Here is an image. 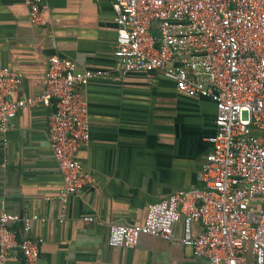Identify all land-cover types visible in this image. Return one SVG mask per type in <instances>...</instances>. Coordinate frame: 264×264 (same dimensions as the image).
<instances>
[{
	"label": "crops",
	"instance_id": "0c3cea01",
	"mask_svg": "<svg viewBox=\"0 0 264 264\" xmlns=\"http://www.w3.org/2000/svg\"><path fill=\"white\" fill-rule=\"evenodd\" d=\"M113 1L41 0L46 25L34 27L19 0H0V68L22 76L13 99L44 93L51 57L102 72L77 89L90 129L77 160L91 183L63 204V176L48 136L53 108L38 104L0 134V211L38 217L29 235L39 244L40 264H209L177 241L143 236L130 249L108 246L110 226L140 225L150 205L199 185L216 132L211 100L183 94L165 79L115 71ZM201 231L193 225L195 234ZM174 232L181 237V223ZM245 259L256 264L250 248ZM4 264L24 263L11 255Z\"/></svg>",
	"mask_w": 264,
	"mask_h": 264
},
{
	"label": "built area",
	"instance_id": "2783aa9c",
	"mask_svg": "<svg viewBox=\"0 0 264 264\" xmlns=\"http://www.w3.org/2000/svg\"><path fill=\"white\" fill-rule=\"evenodd\" d=\"M19 2L31 25H46L41 0ZM112 7L115 71L165 79L183 94L211 100L216 132L199 185L150 205L140 225L110 226L108 246L130 249L147 236L180 242L209 264H245L248 248L264 264V0H114ZM101 75L51 57L44 93L15 100L22 76L0 68V134L22 109L53 108L48 136L63 176V204L91 183L77 160L90 140L88 107L77 89ZM37 220L0 211V264L11 255L40 264L39 244L29 235Z\"/></svg>",
	"mask_w": 264,
	"mask_h": 264
}]
</instances>
